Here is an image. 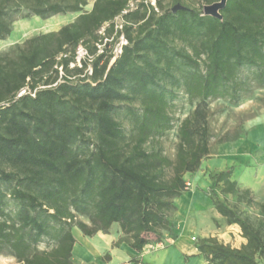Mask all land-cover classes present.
I'll use <instances>...</instances> for the list:
<instances>
[{"label":"trees","instance_id":"obj_1","mask_svg":"<svg viewBox=\"0 0 264 264\" xmlns=\"http://www.w3.org/2000/svg\"><path fill=\"white\" fill-rule=\"evenodd\" d=\"M89 1L93 7L84 11ZM165 1L155 8L149 0H0V41L12 35L21 11L42 20L78 14L59 31L26 40L16 55H0V256L15 264H73L74 229L94 237L115 225L121 237L113 248L127 244L142 253L177 240L175 201L188 191L185 176L211 154L208 101L237 103L248 94L243 69L264 87V0H227L220 18L183 2L221 0H171L168 10ZM176 5L188 10L173 14ZM121 36L126 45L116 58ZM110 40L116 42L109 50ZM176 40L192 52L171 46ZM80 46L87 58L77 63ZM169 86L199 102L179 127L173 160L161 148H146L174 128L177 95ZM123 103L141 106V114L127 109L129 136L116 119ZM232 175L233 169L211 175L208 197L246 242L233 248L208 237L196 249L207 264H264V203L237 188ZM221 195L260 214L243 213ZM8 199L18 205L15 215Z\"/></svg>","mask_w":264,"mask_h":264},{"label":"rangeland","instance_id":"obj_2","mask_svg":"<svg viewBox=\"0 0 264 264\" xmlns=\"http://www.w3.org/2000/svg\"><path fill=\"white\" fill-rule=\"evenodd\" d=\"M157 2L158 0H149V3L155 8H157ZM171 3V0L164 2L166 10L172 8ZM223 3L224 0L215 4L222 5ZM183 4L190 9H197L203 13L206 7L212 6L204 5L201 7L198 1H184ZM92 7L93 1H89L84 11H90ZM130 9H136L135 3L130 4ZM157 11L159 12L158 9ZM26 14L27 11H21L15 14L12 35L7 40L0 41V55L10 54L14 56L17 53V48L22 46L26 40L40 34L57 32L62 27L73 23L78 17V14H68L57 15L47 20H42L38 17L26 19L24 18ZM115 24L117 29H121L123 19L121 17L117 18ZM106 28L100 34H103ZM111 42L112 40L109 41V43ZM115 42L113 41L110 46L108 45L107 49L110 50L113 47L112 44ZM124 45H126V40L121 36L114 46V55L116 58L121 54L122 46ZM171 46L177 49H186L190 53L192 52L188 45L179 40L173 41ZM77 53V63L87 58V52L83 46L78 48ZM74 66L72 65V67ZM90 70L91 68L89 67L87 71ZM63 75L64 73L60 69L59 82H63ZM240 77L243 80H248L251 91L244 95L239 102L234 103L229 99L208 101L207 127L211 154L203 161L201 169L196 174H188L185 176V180L190 186L184 195L198 193L200 197L202 195L207 197L211 203L208 197L211 185L210 176L218 172L233 169L231 181L236 183V187L241 190H249L255 200L264 203V87H257L253 80H251L253 71L243 69ZM169 88L172 87L169 86ZM172 89L175 90L177 95L171 111L174 128L160 139L159 144L149 143L146 148L148 150L161 148L163 154L173 160L179 143V127L182 121L195 111L199 102H192L186 95L184 88ZM130 107L137 111L138 114H141V106L139 103L132 105L123 103L118 106V115L116 116V119L121 123L128 136L133 132L134 126L132 119L127 115V109ZM3 186L4 188H11V186ZM222 187L220 185L219 191L222 190ZM221 196L230 205L236 206L243 213L260 214L258 211L246 205L237 204L236 199L231 195ZM205 197L196 200L192 207L190 203L188 204L185 201L179 207V212L175 213L177 215L174 214L173 219L177 234L189 245H196L200 241V238L214 236L224 244H229L233 248H240L243 245V238L241 237L239 227L227 226L226 221L222 217L218 222L209 208H207ZM7 210L12 215H15L18 210L17 203L12 199H8ZM78 220L87 223L85 217L78 216ZM117 228L118 225L113 227V233H115V229ZM73 235L78 244L73 253L74 264H85L91 258L92 262L87 264L108 263L104 257L105 255H111V251H105L107 248L104 243L95 237L84 236L78 229L73 230ZM195 235H198L199 238ZM191 236L192 240L190 239ZM93 243L96 244L94 247L91 246ZM170 243L171 240L168 237L162 245L165 248L164 250L172 248V246H169ZM39 248L41 250L50 249L46 244H41ZM96 253H100L101 255L98 257ZM15 263V259L8 255L0 256V264ZM132 264L136 263L132 262ZM160 264H180V261L171 257L168 261Z\"/></svg>","mask_w":264,"mask_h":264},{"label":"crops","instance_id":"obj_3","mask_svg":"<svg viewBox=\"0 0 264 264\" xmlns=\"http://www.w3.org/2000/svg\"><path fill=\"white\" fill-rule=\"evenodd\" d=\"M204 197L205 196L203 195L202 197H200L198 193H195V194L188 193L187 195H183L181 198L175 201V204L177 206V213L179 212V209H180L179 207L183 205L184 201L188 204L190 203V206L192 207L193 203L196 200H199L200 198H204ZM205 202L207 203V208H209V210L214 215L215 219L219 222L221 217L216 215L217 212L213 208L212 203L208 201L207 197H205ZM175 215H173V217L171 218L172 222H173ZM112 230L107 235L100 233L94 236L100 242L104 243L105 247L107 248V250L105 251H111L110 260L107 261L108 262L107 264H132V262L136 264H160L162 262L168 261L171 257L173 259L179 260L180 264H207L204 258L199 254L198 250L196 249V245L195 244L189 245L188 243H186L177 234V231H176V234L178 236L177 240L173 241L170 239L171 243L169 246H172L171 249L164 250L165 248L162 247L161 244H157V245H151L147 247L142 253H138L134 251L133 249H131L127 244H121L119 247L113 248V243H115L121 237V233H120L119 227L115 229V233H113ZM192 236L190 237L191 240H192ZM195 236L198 237V235H195ZM211 237H214V236H211ZM203 238H208V237H203ZM203 238H200V239H203ZM242 242H243L242 244H245L246 241L242 239ZM77 245L78 244L76 240L73 253ZM94 245L96 244L95 243H93V245L91 244L92 247H94ZM96 254L98 255V257L101 255L100 253H96ZM91 262H92V258L91 260H88L85 264L91 263Z\"/></svg>","mask_w":264,"mask_h":264},{"label":"water","instance_id":"obj_4","mask_svg":"<svg viewBox=\"0 0 264 264\" xmlns=\"http://www.w3.org/2000/svg\"><path fill=\"white\" fill-rule=\"evenodd\" d=\"M222 1V0H221ZM227 0H224V3L222 5L219 4H214L210 7H206L204 9V15L205 16H212V17H216V18H220V10L224 8L225 4H226ZM188 9L182 5H176L175 7H173L172 9V13L176 14L179 11H187Z\"/></svg>","mask_w":264,"mask_h":264},{"label":"built area","instance_id":"obj_5","mask_svg":"<svg viewBox=\"0 0 264 264\" xmlns=\"http://www.w3.org/2000/svg\"><path fill=\"white\" fill-rule=\"evenodd\" d=\"M189 186H190V184L187 183V187H189ZM188 189H189V188H188ZM193 240H195V239H193ZM162 245H163V244H161V246H162Z\"/></svg>","mask_w":264,"mask_h":264}]
</instances>
